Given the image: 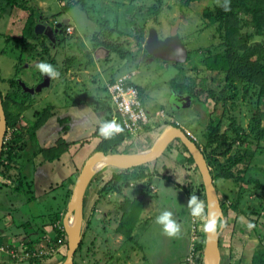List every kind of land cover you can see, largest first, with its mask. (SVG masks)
<instances>
[{"label": "rangeland", "instance_id": "374dc122", "mask_svg": "<svg viewBox=\"0 0 264 264\" xmlns=\"http://www.w3.org/2000/svg\"><path fill=\"white\" fill-rule=\"evenodd\" d=\"M11 1L22 2L28 5L29 8L32 7V10L37 15L40 14L44 18L51 19V17L58 15L57 17H60L61 19L59 22H61L64 20V16L70 17V26L74 29L73 34L62 35L58 46H56L54 50H51L50 57L55 60V62L57 61V69L54 70V77H56L54 80L49 82V85L52 84L58 87L60 82H62V89H60L59 93L53 95V92L49 91L48 85L44 86L39 91L29 93V95L23 94L22 92H19L17 86H13V84H11L10 80L14 78L18 84L19 81H23L29 86H37V84L41 82L42 77V71L38 65L41 63H50V58L45 56V59L39 57V59L35 58L32 61L27 59L30 57L27 56L26 58L21 50L22 46L20 44L22 42V26L26 21L25 17L29 11L21 9L19 6L10 7L7 0H0V94L3 96V101L5 100V96L7 94L19 93L20 95V97L17 98L18 101L12 104L7 103V112L10 113V118L7 122V131L5 133V139L3 143V146L8 147V145H11L14 149L20 151L19 155H13L14 162H25V160L21 157L23 154L22 149L23 147L25 148V146L27 148L28 144H33V139H35L34 137L39 135L42 137L43 132L41 131V128L43 125L51 123L53 128L59 130L60 132H58L55 137H58L59 134L64 136L67 134L69 135L72 129L80 126L76 131H72L73 136L75 137L81 135H76V132L80 129L83 130L84 128L83 135L85 137L81 135L79 136V139L69 141L65 145V148L70 147V145L72 146V157L74 158L75 163L68 164L69 166L67 165V167H69L72 172L71 177L75 178L81 166L83 165L85 158L87 157V153L90 154L96 149H99V143L100 141H103V135H101L99 131L100 124H103L102 120L100 121L99 119L97 122L99 125H95L97 127L95 131L90 130V126L87 124L89 122H85L84 120L78 121L81 113H84L82 106L85 108L89 107V104H82V96L84 94V90L86 89L81 87V83H84V81H86V83L88 81L90 84L93 82L96 83L98 77H100L101 67L104 65H113L112 69L114 73H116V70L124 67H136V75L134 74L132 79L138 85L140 97L144 102L148 112L154 113L155 109L158 110L159 108L155 107L157 105L162 106L167 112L165 115H163V117H161L159 114H154L153 120L150 119V122H148L147 126H142V129L138 132V138L136 137V134L130 135L127 131H124L125 135H123V138H125V141L123 143L127 146L126 153L132 154L140 150H145L143 145L145 147L146 145H149L148 143H145V141H149V139H151V136L149 137L148 134L144 133L147 130L146 127L155 126L154 123L156 124L158 121L160 122L162 120L171 119V114H178L176 117L181 122V126L187 131L191 132V134L195 137L194 140L199 143L200 148L205 152V154H211L214 152L208 157V159H210L208 161V165L212 176H214L213 181L221 198H225L226 202L233 200L235 193L239 189V186H241V182L236 183L232 179H223L217 176L218 160H224V157L218 156L216 158L217 153L216 151H213L216 148L211 149V147L209 148L205 145L207 140V122L210 116L215 113L212 112V101L209 100L203 103L193 99L190 106L173 110L175 107L172 104V98L174 95L172 87L173 78L169 80V77H175L174 73H177V75L180 76L182 80H184L182 82L189 84L190 88L197 92L200 96L206 94L204 87H207L208 85L217 91H220L224 88L225 72L215 69L211 76H206V64L204 65L199 63V59H202L201 57L204 55L202 50L207 46L212 49L214 45H218V42L221 41H219L220 31L217 30L216 23L209 24L208 19H205L202 15L204 8L208 7L213 9V7L220 2V0H195L190 2L187 8H183V6L180 5V0H123V3L121 4L116 3L115 1L117 0ZM65 1H79V3L82 1V5L87 11L83 10L79 4L76 5V3L75 5L73 4L69 6V10L64 11L63 5ZM107 2L113 3L112 5L108 6L109 8L112 7V9L118 10L119 6V9H121L118 12L119 14H117L119 17L118 26L115 24L112 16L105 18L108 24L110 21L111 25L114 24V26L116 25L118 28V30H115L116 28L113 29L109 34L114 39L113 48L109 54L108 60H105L103 57H98V59L92 58L91 55V58H89L90 62L88 64V68L86 66L87 62L83 64L86 50L83 49V47L84 44H86V47L89 48L91 44L89 37H91L92 32L98 28L96 21L100 18V13H105L104 9L108 8L106 7V5H109L106 4ZM88 15L90 18H92V22H90L88 26L87 22L84 28V23ZM177 18H180L177 33L181 43L188 50V56L187 59L182 63L175 64L172 62H167L169 63V69H165L163 60L155 58L153 61H150L148 57L144 55V53L147 54V52L143 44L151 29L157 31L159 38L167 35L171 29V25ZM133 29H135V31H133ZM138 30L140 32L142 31L140 35L143 39L138 37ZM241 30H243V32H253L255 31L254 24L252 21H247V24L245 23ZM133 32L136 36L133 35ZM244 35L245 34L243 33V36ZM120 51H125V60L123 58L121 59V55L119 53ZM132 55H134V57ZM36 57H38V55ZM70 57L75 62L69 64L68 59H70ZM62 59H64V61H66L68 64L62 65ZM53 60L51 61V66L54 63ZM77 63H82L79 69V75L82 79L80 85L79 81H76V73L74 72V70L76 71L75 65ZM172 67H175L178 70L171 73L170 69ZM235 74L237 73L233 72V75ZM58 75L62 76L64 79ZM205 77L206 81L204 82ZM176 79L178 80V78ZM149 80L154 84L157 83L165 91H160L157 86H152ZM244 81L245 79L239 80L238 85H241ZM70 82H73L72 87L69 84ZM162 94L164 95L166 101L160 98ZM228 101L230 102L231 100L228 99ZM110 102L111 100L109 103ZM237 104L234 107L236 109L235 114L238 121L245 128L246 132L250 131L249 123L251 122V119L255 121L256 116L261 115L260 125L264 126V93L259 92V89L256 86L254 87L253 93L246 95V97L242 98L241 100L238 99ZM226 105L227 107L229 106L228 103ZM112 106L113 104H111V108ZM191 106L196 108L197 112L194 113V109ZM161 112V110L158 111V113ZM216 112L219 113L220 110H217ZM15 118L18 119V122L15 120ZM227 120L223 122V128H225V126L229 123V120L228 122ZM93 127L94 125L92 124V128ZM141 133H144L146 137L143 138V136L140 135ZM128 135L130 137H125ZM131 136L135 137H132V140H134L133 143H126V141L131 139ZM232 136H234V134H232ZM62 138L60 137V139ZM98 139H100V141ZM177 139L174 138L172 141L178 142ZM169 143H167V145ZM42 144L46 145L47 142H43ZM50 148L52 149L45 153L44 148L40 146V143L35 147L37 152L39 151L40 153H44V158L42 160H49L53 155H57L59 151H63V149H61V143L56 148ZM243 148V146H235L234 149H236L238 152H243ZM247 149L249 152H252L253 157L250 158V156L246 155L242 162H238L233 166L234 171L240 172L241 170V174L245 178L247 176H252L259 179L261 183H264V139L259 141L258 147H256L254 142H252L248 144ZM69 155L71 157L70 153ZM162 156V160H164L163 164L172 165L173 163L174 168L167 167L168 169L166 170V167H159V169H161L162 172H170L172 178L176 180V183L177 181L179 183L183 182L186 174L187 176L191 174V169L190 167L188 168V164L185 165L186 167L183 164L185 160L182 154L178 152H173L172 154L162 153ZM214 157L216 158L217 163H215L216 160L213 159ZM157 162L158 161L155 163ZM174 162L177 163L175 164ZM67 170L68 169L65 168L62 173H66ZM118 171H120V169L104 165L91 176L86 187L85 196L91 198V202L89 203L87 213L88 216L86 217L88 224L84 228L85 236L82 240V245L79 246V250L77 248L78 252L74 258L77 264H154V262L147 263V260L150 258V256H154L155 254L158 255L161 252L162 247L166 251V244L170 243V239H168V237H164L163 245L159 248L161 240L156 237V232L157 235L164 234L165 229L162 224L157 223V215L159 216L161 213L168 211L172 214L171 219L174 221L175 216H178L180 219V234L187 227L186 224L189 218L188 210L191 209V207L188 204V200L184 203L182 195H180L181 201L174 199L171 204V202H168V198L171 199L172 196L169 197L168 195H165L163 191H159L158 198H154V196L149 194V196L147 195L139 197L140 200H127L128 202L126 204L122 202L121 197L132 198L129 195V193H131V189L133 190V195L138 194L135 193V187H132L128 183H122L121 180H117L111 175V173H116ZM56 175V180H59L60 174H55V176ZM102 175L104 178L103 180H100ZM191 175L192 176L189 175V179L190 182H193L192 180L196 179V176L195 174ZM161 178L166 180L165 177L161 176ZM98 182H102L101 184L99 183V190L101 191L94 195L93 191L98 187L96 185ZM53 184L55 183H52V185ZM167 184V190H172V185L169 182ZM52 185L50 186V189L45 191L44 195H37L38 199L36 201L33 200L28 203L23 202V205L18 204L17 202L13 203L12 205L6 201L7 203L4 202L5 204L0 205V242L1 237H6L4 240L5 243L8 233H12L9 236L11 241L17 240V242H19L18 244H24L21 241L28 240L27 234L24 233V229L27 230L33 228L32 226L36 225H45V227L50 226V215L53 216L56 211H59L62 214L66 212V207L68 204L66 205L64 202L62 203L63 200L61 199L60 201L52 199V191L57 188L53 187ZM104 185L105 188L102 189V186ZM22 186L26 187L25 182ZM147 186L150 185L146 184V187ZM130 187L132 188L127 189ZM175 188L178 189L180 194H186L181 184H176L174 189ZM249 188L250 187H248V189ZM152 190L153 188L151 189V192ZM262 193L263 192L260 190L258 194L254 195L252 190H248L243 198L240 199L239 206L242 208V210L246 208L248 209V207H253L252 205L254 203H258V200H260V204H263L264 197ZM71 194L72 191L69 190L67 192L68 201H70L69 198L71 197ZM143 195L145 194L143 193ZM93 200L94 203H92ZM137 205L141 208L138 214L139 221H137L133 227L134 236L132 239V226L129 221V215H132L133 208H135ZM92 208L93 213H91ZM142 212H148L153 216V220L145 219L141 221L140 216ZM97 214H101V217L98 218ZM238 215L243 216L245 219H247V221L250 222L243 211L239 212ZM225 222L226 218H224V223ZM22 223L28 224V228L23 227L21 225ZM222 223V218H218V225L222 226ZM126 225H128L127 227H130L129 231L125 229ZM193 225L197 226V228H200V231H203V229L205 231V216L202 214L201 216L193 215L190 217V240L193 233L196 231L195 228H193ZM156 226H158L159 232L157 228H155ZM119 228L121 230L118 231ZM223 229L224 227L221 228V232H223ZM249 233L251 237L248 239V241H251V247H255L256 244L258 245V249L255 248V254H253L251 261L252 264H258V262H261L259 256L263 254L259 246L264 245V214L256 222L253 231ZM31 234H33V232H31L30 235ZM50 234L51 230H49L44 236H51ZM38 235L40 236L41 233ZM124 237L131 239L129 240V244L120 243L121 241L125 242L126 239ZM137 242L139 244H137ZM155 242H157V244H155ZM175 244H177L176 241ZM6 246V244L0 243V259H2L5 264H12V259L9 258L10 251ZM53 252L55 256L52 258V260L57 258V255L61 256V254L55 252V250H53ZM145 252H149L147 253L149 258L144 256ZM151 259L153 260V257ZM244 259H248V256H246L245 253ZM248 263L249 262L247 261L245 264ZM15 264L17 263L15 262Z\"/></svg>", "mask_w": 264, "mask_h": 264}, {"label": "trees", "instance_id": "16d2710c", "mask_svg": "<svg viewBox=\"0 0 264 264\" xmlns=\"http://www.w3.org/2000/svg\"><path fill=\"white\" fill-rule=\"evenodd\" d=\"M192 1L195 0H180V5H182L183 8H187L189 3ZM7 2L9 3L10 7L19 6L21 7V9L29 11L27 16L25 17L26 21L22 26L21 32L22 42L20 45L22 46L21 50L23 54L26 56V58L27 56L30 57L27 58L30 61L34 60L35 58L39 59V57L45 59L46 57L44 54L45 50L47 51L48 49V45L45 42V39L43 38L44 36L35 33L34 31V26L38 15L32 10V7L29 8L28 5L22 2H14L11 0H7ZM115 2L119 4L123 3L120 2V0H117ZM75 3L76 5L79 4L83 10H86L82 5V1H80V3L79 1H65L63 5V10H69V6L73 4L75 5ZM106 4H109L106 5V7H108L113 3L107 2ZM224 4L225 0H220V2L213 7V9L206 7L202 12L203 17L205 19H208L209 24L216 23L217 30L220 31L219 41H221L218 42V45H214L212 49L208 46L205 47L202 50L204 52V55L203 57H201L202 59H199V63H202L204 65L206 64V76H211V74L214 73L215 69H218V71L225 72L224 88L220 91H217L213 87H209L208 85L207 87H204L206 94L200 96L197 92L193 91L190 88L189 84L182 82L184 80H177L176 78H180V76L178 75L177 77H172V87L175 91H179L180 93H187L186 95L187 97H189L190 101H192L193 99H196L198 102L203 103L209 100L212 101V112H215L216 114L214 113L215 116L214 114H212L207 122V140L205 142V145L206 147H211V149L216 148L215 150H213L217 153L216 158L218 156L224 157V160H218V163L216 158H213L214 160H216L215 163H217L218 167L217 176L223 179H232L236 183L241 182V186H239V189L235 193V197L232 201L226 202L225 198L223 199L220 197L219 192L217 190L222 212L223 214H226L228 209L234 210L236 212L243 211L250 220L251 224L255 226L258 219H260V217L264 214V203L260 204V200H258V203H254L252 205L253 207H248V209L246 208L242 210V208L239 206L240 199L243 198V196L248 190H252L254 195L258 194L261 190L263 192L262 195L264 197V183H261L259 179L254 178L252 176H247L245 178L241 174L242 171H234L233 166L236 165L238 162H242L246 155L250 156V158L253 157L252 152L248 151L247 146L252 142L256 144V147L259 146V141L261 139H264V126L260 125L261 115L256 116L255 121L251 119V122L249 123L250 131L246 132L245 128L242 126V124L238 121L236 117V109L234 107L236 106L238 99L241 100L242 98L246 97V95L253 93L255 86L259 89V92L264 93V0H227V11H225L224 9ZM120 10L121 9H119V6L118 10L112 9V7H108L107 9H104L105 13H100L101 16L96 21L98 28L96 27L97 29L94 30L92 32L91 37H89L91 40L89 48L86 47V44H84L83 47V49H86L84 57L85 62H87V65L90 62L89 58H91V55L93 58V51L97 46L102 45L108 48L109 53L107 55L109 56L114 43L113 37H111V35L109 34L115 28V30H118L117 26L119 17L117 14H119L118 12ZM108 16L113 17V20L115 21V24H117V26H114V24L111 25L109 20L108 24L107 20H105V18H108ZM87 19L85 20L84 28L87 22V26L90 24V22H92V18H90L89 15ZM247 21H252V23L254 24L255 31L243 32V30H241L243 25L245 23L247 24ZM67 25H70V22L62 25L63 31H65ZM139 30L137 31L139 34L138 37L141 38L140 34L142 33V31L140 32ZM133 31H135V29H133ZM73 32L74 29L70 33V35L73 34ZM243 33L245 34L244 36ZM133 35L136 36L134 32ZM125 51L119 52L121 57H124ZM35 54H37L38 57H36L37 55ZM46 56L47 58H50V63L47 64L51 65V61L53 59L50 57L49 53H47ZM70 59H68L69 64L75 62L74 60H72L71 57ZM53 61V67H51L53 70H55L57 69V65L55 60ZM233 72H236L237 74L233 75ZM241 79H245V81L241 85H238V81ZM205 81L206 77L204 78V82ZM10 82L11 84H13V86L18 87L19 92L29 95V93L22 91L21 86L17 83L14 78H12ZM18 97H20L19 93L7 94L5 96V100L7 101H2L7 122L10 118V113L7 112V106L8 104H12L18 101ZM228 99H230L231 101L229 102ZM227 103L229 104L228 107L226 105ZM95 104L97 105L98 102ZM217 110H220V112L217 113ZM106 115L107 113L105 114V116ZM109 118L111 119V117H105V121H108ZM226 118L229 120V123L225 126V128H223L222 125L223 122L227 120ZM118 119L119 120L116 123L119 125L121 130L107 137L102 136L103 141H100L98 147L99 150L111 153H121L118 148L123 141V134L125 135L124 131L126 130L123 128L121 118ZM15 120H17L18 122L17 118H15ZM169 123L178 125L177 123L171 122L170 120H162L161 122H156V124L154 123L155 126L146 127L147 130L144 133L148 134L149 137L151 135L154 136L157 131H161V129ZM144 133L140 134L143 136V138L146 137ZM232 134H234V136H232ZM177 141V148H174V144H168L165 147L164 153L172 154L173 152H175V150L178 149L179 153L183 154V156L185 157L184 165L188 164L191 169V173L195 174L196 179L192 180L194 183L190 181L188 183L184 182V184H182V187L184 188V191L189 197V199L195 196L196 198H198V200L204 203L206 208L204 187L201 182L197 166L194 163V160L189 154L185 145L181 143L179 139H177ZM196 143L199 146V143ZM235 146H243V152H238L236 149H234ZM201 151L203 152L205 159L208 163V161L210 160L208 159V157L214 152H212L211 154H205L202 149ZM19 153L20 151L14 149L11 145H8V147L3 146L2 148L0 158V205L5 204L4 202L6 201L12 205L15 202L19 204V201H22V197L24 198V203H26L28 200L30 202V200L34 198L33 195L26 198L24 197V194H27L25 192L28 189L29 192L31 191V185L30 183H28L29 180L25 179V176L22 174L23 171L21 167L23 164H21L20 162L18 163L17 161H13V155L16 154L17 156L19 155ZM59 154L60 152H58L57 155H53L48 161H52L53 159L57 158ZM167 169L168 168L166 167V170ZM111 175L115 179L121 180L122 183L128 184L130 181L138 182L140 179L146 177L147 180L142 181L141 183V186L143 187L141 190L144 194L149 191V186L146 187V184L150 185V177H152L153 175L165 177L167 180L172 179L171 173L162 172L161 169H157L154 161H152L150 164H142L127 169H122L116 173H111ZM24 182L28 189H26L25 192L21 193L24 187L22 186ZM99 183L101 184L102 182L96 183L98 187L93 191L94 195L101 191L99 190ZM102 187V189H104L105 185ZM248 187L250 188L248 189ZM90 202L91 198L85 196L83 202L84 218H86V213L89 208L88 206ZM140 208L141 207L137 205L135 208H133L132 215H129V221L131 226L132 223L137 222ZM205 208L203 212L204 216ZM91 213H93V208L91 209ZM49 219L50 226L45 227V225H36L32 226L33 228L27 230L24 229V233L27 234L28 240L21 241L24 243L23 245H19V242H17V240L11 241L10 238L6 239L5 243V238H3V240L1 239L0 243L6 244L8 250L12 251V253L10 252L9 254V258L12 259V264H15V262L17 264H56L58 262V264H61L64 261L66 256L65 253L67 249V240L65 229L63 227V224L61 223L62 215L59 211H56L53 216H49ZM21 225L23 227H27L28 224L22 223ZM127 226L128 225H126L125 229L129 231L130 227ZM49 230H51V236H44L48 233ZM31 232H33V234L30 235ZM40 233L41 235L39 236L38 234ZM204 236L205 231L203 229V231H200V236L198 237V240L196 242L199 251L203 248ZM35 244H38L37 246L39 247H35ZM48 244H50V247L44 249V247ZM80 245H82V241ZM261 247L262 246H259L263 254L259 256L261 262H258V264H264V245L262 248ZM40 250L43 251L41 254H33V252H39ZM53 250L61 254V256L57 255L58 259L54 258V261L52 260V258L55 256ZM78 250L75 252V255L77 254ZM75 255L74 258L76 257ZM222 256L223 254H221V259L223 260ZM0 264H5L2 259H0ZM74 264H77L75 260ZM201 264L203 263L201 262Z\"/></svg>", "mask_w": 264, "mask_h": 264}, {"label": "crops", "instance_id": "0c3cea01", "mask_svg": "<svg viewBox=\"0 0 264 264\" xmlns=\"http://www.w3.org/2000/svg\"><path fill=\"white\" fill-rule=\"evenodd\" d=\"M120 2H123V0H121ZM57 16L51 17V19L52 20H56L57 19V21H60L61 20L60 17H57ZM63 18L69 20L68 22L71 23L70 17L64 16ZM93 58L98 59V57H96L94 55V51H93ZM103 58L105 60H108L109 56L105 55ZM122 58L124 59V57H121V59ZM141 58H142V56H141ZM154 59L155 58H149L150 61H153ZM38 63H39V61H38ZM61 63H62V65L63 64L64 65L68 64L66 61H64V59H62ZM163 63L165 65V69H168L166 64H165L166 62H163ZM81 64L82 63H77L75 65L76 71L74 70V72L76 73V79H77L76 81H79V85L82 82V79L80 78V75H79V73H80L79 69H80ZM83 64H85V60H84ZM86 66L89 68L88 65H86ZM112 68H113V65H110V64L109 65H104L103 67H101L100 77H98V80H97L96 83L93 82L92 84H90V82L88 83V81H87V83H86V81H84V83H81V85H82L81 87L86 89V90H84V94L82 96V99H83V103L82 104H85V105L89 104V107L85 108L84 106H82V108L84 110V113H81V115L78 118L79 119L78 121L84 120L85 122H89L87 124L90 126V130L91 131H95V129H97V127L95 125H99V123H97L99 121V119H100V121L102 120L103 123H104V122H106L105 121V117H110V114H111L110 113V110H111L110 108H111L112 102L109 103L110 100H109L108 86L110 84H113V82L117 81L119 78H124L125 80L131 79V81L134 82L137 85V83L132 79V76L134 74L136 75V67H131V68L124 67V68L116 70V73H114ZM174 71H176V68L172 67L170 69V72L173 73ZM174 75L176 77L177 73H174ZM58 76L61 77L62 79H64L62 76H60V75H58ZM55 77H54V75H51L50 82L52 80H54ZM172 77H174V76L169 77V80H171ZM41 81H42V78H41ZM149 82H150V84L152 86L153 85L157 86V88H159L160 91H165L157 83L154 84L150 80H149ZM69 84L73 85V82H70ZM61 86H62V82H60V85L58 86L59 88L51 84V85H49L48 89H49V91L53 92V95H56L57 93H59L60 89H62ZM26 93H28V92H26ZM82 93H83V91H82ZM160 98L165 100V97H164L163 94H162V96ZM97 102H98V104L96 105L95 103H97ZM67 107H69V106H67ZM155 107L159 108V109L158 110L155 109L154 113L148 112V110L146 109L151 120H153L154 114H159V115H161V117H163V115H165V113L167 112V111L164 110V108L162 106H158L157 105ZM192 108L194 109V113L197 112L196 108H194V107H192ZM103 109H105V110H103ZM159 110H161L162 112L158 113ZM106 113H107V115L105 116ZM112 115L114 117L116 116L115 114H112ZM177 115L178 114H171V119H169V120L170 121H174V122L178 123L181 126V122L176 117ZM159 118H160V116H159ZM111 119L109 118L108 121H110ZM93 120H94V122H93ZM154 121H156V120H154ZM92 124L94 125L93 128H92ZM47 125H49V126H47ZM47 125H43L42 128H41V131L43 132L42 137H41V135L34 137L35 139H33L34 140L33 144H28L27 148L25 146V148L23 147V149H22L23 150L22 151V153H23L22 157L25 160L24 163H21V164H23V166L21 167V169L23 171L22 174L25 176V179L29 180L28 183H30V185H31V189H30L31 191L29 192V189L27 188V186L26 187L24 186L23 190L21 191V193L25 192L26 189H28L25 192L27 194H24V197L26 198V197H29V196L33 195L34 198L31 199L30 201H33V200L36 201L38 199L37 195H44L45 191L50 189V186L52 185V183H55L52 186L53 187H57V188L52 191V194L54 195V196L53 195L51 196L52 199H56V201H58V200L60 201V199H61V200H63L62 203L64 202L67 205L69 203V201L67 200L68 199L67 192L69 190L72 191L76 176H75V178L71 177V173L72 172L69 169V167H67L68 164H74L75 163L74 162V158L72 157V152H73L71 150L72 146L70 145V147L65 148L66 147L65 145L69 141H74V140L79 139V136H81V135L84 136L83 135L84 128H83V130L82 129L78 130L76 132V135L77 134H81V135H78V136H75V137L73 136V132L76 131L80 126L72 129L70 131L71 133L69 135L67 134V135L64 136V135L59 134L58 137H55L58 134V132H60V131L55 129V128H53L51 123L47 124ZM100 128H101V124L99 126V130H100ZM184 130L193 139H195V137L191 134L190 131H187L186 129H184ZM159 132L160 131H157L154 134V136L151 135V139H149V141L148 140L145 141V143H148L149 145H146V147L143 145L144 149H146V148L149 149L152 146V144L154 143V141L158 137ZM128 134L132 135L131 133H128ZM137 135H138V133L136 134V137H137ZM60 137L61 138L64 137V138L60 139ZM125 137H130V136L128 135V136H125ZM132 137L135 138L134 136H131V139L129 141H126V143H133L134 140H132ZM172 139H174V138H172ZM172 139L169 140L170 143L169 142L168 143L169 144L173 143L175 145L174 148H177L176 145L178 143L175 142V141H172ZM175 139H177V138H175ZM98 140L100 141V139H98ZM152 140H154V141H152ZM124 141H125V138H123V141L119 145V148H118L121 153H126L127 152V146L123 143ZM43 142H47V144L44 145V144H42ZM39 143H40V146L42 148H44V152L45 153H47L50 149H52L50 147H55L56 148V147H58L60 145V143H61V147H62L61 149H63V151H59L60 154L58 155V157L53 159L52 161L42 160L44 158V153H40L39 151L37 152V150L35 149V147ZM96 150H99V149H96ZM140 151H142V150H140ZM140 151H138V152H140ZM175 152L179 153L178 149L175 150ZM69 153L71 154V157H70ZM92 153H90V154L87 153L86 156L88 157ZM163 153H164V151H163ZM180 154H182V153H180ZM183 158L185 160L184 156H183ZM162 159H163V156L161 154L157 159L153 160L154 162L158 161L157 163H155V166H156L157 169H159V167L163 168L165 166L174 168L173 163H172V165L171 164H163L164 160H162ZM151 162L145 163V164H150ZM174 163L176 164L177 162H174ZM183 164H185V162ZM169 165H171V166H169ZM65 168H67L69 171L67 170L66 173H62V171ZM188 168H189V166H188ZM116 169H118V168H116ZM120 170H122V169H120ZM55 174H60L59 180H56L55 177H57V175L55 176ZM191 174H193V173H191ZM191 174H189V175L192 176ZM189 175L187 176V174H186V176L184 177L183 182H180V183L178 181L176 183V180H174V178H172L171 180H167V179L163 180L161 178V176L153 175L152 177H150L151 181H150L149 191L147 193H145V195H143V193H142L141 189L143 187L141 186V183H142V181L147 180L146 177H144L143 179H140L138 182H134V181L133 182H129V184L132 187H135V193L138 194V195H133V192H132L133 190L131 189L132 187L127 188V189H131V193H129V195L132 198L121 197L122 202L127 204V202H128L127 200H136V199L140 200L139 197L147 196V195L149 196V194L151 196H154V198H158V192L159 191H161V192L163 191V193L165 195H168L169 197L172 196L171 199L168 198L169 199L168 202H171V204H172V201L174 199L178 200V201H181L180 200V195L183 196L184 203L187 200L189 202L188 196L186 194L185 195L180 194V192L178 191L177 188L174 189L176 184H181V186H182V184H184V182L188 183L190 181ZM103 178L104 177H101L100 180H103ZM168 182L173 187L172 190H170V191L167 190V188H166L167 185H168L167 184ZM152 188H153V190L151 192ZM48 193H50V192H48ZM69 200H70V198H69ZM23 201H24V198L22 197V201H19L20 202L19 204L23 205ZM28 202H29V200L26 203H28ZM93 203H94V200H93ZM66 210H67V207H66ZM148 212H142V214L140 216L141 221H143L145 219H152L153 220V216L150 215ZM239 212H241V211L236 212L234 210L229 209L226 214L222 215L223 223H222L221 228L224 227V229H223V232L220 231V235H219V248L221 247L220 248V252H221V254H223V256H222L223 260L221 259L222 260L221 264H245V263H247V261L249 262L248 264H252L251 258L253 256V254H255V252H254L255 248L258 249V245L257 244L255 245V247L252 248L251 244H250L251 241H248V239H250V237H251L249 235L250 234L249 232L253 231L254 226L251 224V222L247 221V219H245L243 216H241V215L239 216L238 215ZM64 214L61 213L62 221H63ZM188 214H189V218H188V222L186 224L187 227H186V229L183 232H181V234H180L181 228H180V224H179L180 223V219H179L178 216H175V223L177 225H179V229L174 234L170 235L167 231H164V234L157 235V232H156V237L161 240V244L159 245V248L163 245L164 237H168V239H170V243L166 244L167 245V250L166 251L162 247L161 248V252L158 255L155 254L154 256H150V258L147 255V253H149V252H145L144 256L149 258L147 260V263L148 262H154V264H179L182 261V258L184 257L185 253L187 252L188 245L190 243V238H189L190 217L193 216L191 209L188 210ZM100 217H101V215L98 216V218H100ZM157 217H158V215H157ZM224 218H226V222L225 223H224ZM137 221H139V219ZM135 224L136 223H132V229H131V238L132 239H133V236H134L133 235V227L135 226ZM155 228H157V230L159 232L158 226H156ZM119 230H121V229L119 228L118 231ZM11 234L8 233L7 239L10 238L9 236ZM118 235H120V234H118ZM3 238H6V237H1L2 240H3ZM124 238L126 239L125 242L121 241L120 243L121 244H129V242H130L129 240H131V239H129L127 237H124ZM175 241H176L177 244H175ZM137 244H139V243L137 242ZM155 244H157V242H155ZM19 245H23V244H19ZM35 245H36L35 247H39V246H37L38 244H35ZM222 246H223V249H222ZM49 247H50V244L45 246L44 249L49 248ZM244 253L246 254V256H248L247 260L244 259ZM152 257H153V260L151 259Z\"/></svg>", "mask_w": 264, "mask_h": 264}, {"label": "water", "instance_id": "95a60500", "mask_svg": "<svg viewBox=\"0 0 264 264\" xmlns=\"http://www.w3.org/2000/svg\"><path fill=\"white\" fill-rule=\"evenodd\" d=\"M179 21L180 18H177L174 21V23L171 25L170 31L164 37L159 38L156 30H150L144 42V48L146 52L150 54L151 58H158L164 61H172L175 63H182L187 59V49L181 43L177 33ZM67 22V19H64L56 24L50 22L43 33L54 40L55 33L58 31V28L62 24H67ZM43 29H41L40 24H36L34 26L35 33H42ZM108 53L109 49L102 45L94 49V55L96 57H104ZM50 78V74L47 73L44 75L43 80L37 84V86H28L23 81H19V84L24 92L34 93L41 90V88L44 86H48ZM189 102L190 99L187 96H183V99H181L178 95H175L172 98V104L175 106V109L187 104L189 105ZM6 130L7 120L0 95V158ZM172 138H178L179 141L185 145L197 166V170L205 192V224L209 218V214L214 216L216 219V226L213 230H206L205 228L204 245L202 248L203 264H221V252L219 248L221 225L218 226V218H223V212L209 165L196 141L190 137L182 127L172 123L165 125L159 132L158 137L152 146L149 149L142 150L140 153H111L105 152L103 150H96L85 159L76 176L70 201L62 221L67 235V249L65 253V259L61 264H74L73 257L81 241L85 190L91 176L95 172L96 163L103 162L107 166H113L118 169H127L149 163L157 159L163 153L167 143ZM124 156L127 158H124ZM70 215H72V225L69 228L67 222ZM99 215L101 214H97V217Z\"/></svg>", "mask_w": 264, "mask_h": 264}, {"label": "built area", "instance_id": "2783aa9c", "mask_svg": "<svg viewBox=\"0 0 264 264\" xmlns=\"http://www.w3.org/2000/svg\"><path fill=\"white\" fill-rule=\"evenodd\" d=\"M73 28L67 25L65 32L71 33ZM109 96L115 111L121 118L123 128L131 134H137L141 124L147 121L146 112L139 99L137 88L127 82L124 78H119L108 86ZM117 117H113L112 121L117 122ZM195 233H193L187 252L185 253L182 262L179 264H201L202 250L197 248V240L200 236V228L193 225ZM3 248V247H2ZM12 253V251H10ZM43 251L33 252V254H41Z\"/></svg>", "mask_w": 264, "mask_h": 264}, {"label": "clouds", "instance_id": "9594fccd", "mask_svg": "<svg viewBox=\"0 0 264 264\" xmlns=\"http://www.w3.org/2000/svg\"><path fill=\"white\" fill-rule=\"evenodd\" d=\"M224 9L225 11L228 10V4H227V0H225V4H224ZM66 29V28H65ZM150 55V54H149ZM177 64V63H176ZM38 67L40 68V70L42 72H47L51 75H55V72L54 70L52 69L51 65H48V64H44V63H41L40 65H38ZM178 69H176L177 71ZM177 77V76H176ZM183 77V76H182ZM178 80H182L180 78H178ZM127 82H129L130 84L134 85L136 88H137V91H138V95H139V99L142 103V106L146 112V116H147V121L143 124H141V127L140 129H138V132L142 129V126H147L148 125V122H150V117H149V114L147 113V110L145 108V105L140 97V91H139V88H138V85H136L134 82L131 81V79H128L126 80ZM174 91V95H178L181 99H183V96H187L186 94L187 93H180L179 91ZM1 95V94H0ZM2 98V97H1ZM110 98V96H109ZM3 101V100H2ZM191 101H190V104L189 105H185V106H182L180 108H185V107H188L191 105ZM180 108H177V109H180ZM110 117L113 118L114 116L112 114H117L116 111H115V108H114V105L112 106V108H110ZM175 110V108L173 109ZM115 117L120 118L119 115H116ZM119 120V119H118ZM117 120V121H118ZM161 122V121H160ZM171 122H174V121H171ZM176 123V122H175ZM173 124V123H172ZM178 124V123H177ZM178 126H180L178 124ZM181 127V126H180ZM184 129V128H183ZM120 127L119 125L115 122V121H106L104 122L102 125H101V128H100V134L103 135V136H110L118 131H120ZM190 136V135H189ZM191 137V136H190ZM189 206L191 207V210H192V214L194 216H201L204 212V208H205V205L202 201H198L197 198L195 196L191 197L190 201H189ZM171 213L168 212V211H165L163 213H161V215H159L157 217V223H160L163 225L165 231H167L170 235L171 234H174L176 231H178L179 229V225H177L175 223L174 220L171 219ZM216 226V219L214 216H212L211 214H209V218L205 224V228L206 230H213Z\"/></svg>", "mask_w": 264, "mask_h": 264}, {"label": "flooded vegetation", "instance_id": "af4514ba", "mask_svg": "<svg viewBox=\"0 0 264 264\" xmlns=\"http://www.w3.org/2000/svg\"><path fill=\"white\" fill-rule=\"evenodd\" d=\"M50 18H44L42 15H40V14H38V16H37V19H36V23H35V25L36 24H40V26H41V29H43L42 30V33H38V34H40V35H43L44 37V39H45V42L47 43V45H48V49H47V51L45 50V56L47 55V53H49V55L51 56V50H54L55 48H56V46H58V44H59V42H60V39H61V36L62 35H70V33H66L65 31H63V28H62V25L58 28V31L55 33V39L54 40H52V38H50L48 35H46L45 33H43V31L44 30H46V28H47V26L49 25V23L52 21L53 22V24H56V23H58L59 21H57V19L56 20H51ZM55 26V25H54ZM144 45V44H143ZM98 47V46H97ZM144 55L145 56H148V59L149 58H151V56L150 55H148V53L147 54H145L144 53ZM125 58V57H124ZM164 61V60H163ZM164 62H166L165 64H166V66H167V68L169 67V63H167V62H172V61H164ZM172 63H175V62H172ZM176 64V63H175ZM171 65V64H170ZM169 69V68H168ZM45 74H47V72H42L41 73V78H42V80H43V77H44V75ZM50 76H51V74H50ZM50 80V79H49ZM2 98V100H3V96H1ZM2 105H3V102H2ZM7 131V130H6ZM87 213H88V210H87ZM87 213H86V217L88 216L87 215ZM86 221V222H85ZM88 223H87V218H84V212H83V222H82V233H81V241L83 240V238H84V236H85V226L87 225ZM67 236V235H66ZM81 241H80V244H81ZM79 244V245H80ZM75 255V254H74ZM73 261H74V257H73Z\"/></svg>", "mask_w": 264, "mask_h": 264}, {"label": "bare ground", "instance_id": "6f19581e", "mask_svg": "<svg viewBox=\"0 0 264 264\" xmlns=\"http://www.w3.org/2000/svg\"><path fill=\"white\" fill-rule=\"evenodd\" d=\"M139 153H140V152H139ZM124 158H127V157L124 156ZM104 165H105V164H104L103 162H97L96 165H95V172H96L97 170H99L100 168H102ZM95 172H94V173H95ZM94 173H93V174H94ZM67 225L69 226V228L71 227V225H72V215H70V217H69V219H68V222H67Z\"/></svg>", "mask_w": 264, "mask_h": 264}]
</instances>
